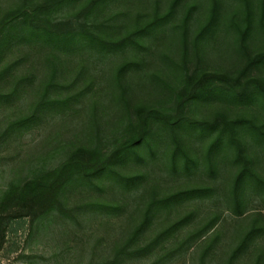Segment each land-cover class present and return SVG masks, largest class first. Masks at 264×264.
Returning <instances> with one entry per match:
<instances>
[{
  "label": "rangeland",
  "instance_id": "rangeland-1",
  "mask_svg": "<svg viewBox=\"0 0 264 264\" xmlns=\"http://www.w3.org/2000/svg\"><path fill=\"white\" fill-rule=\"evenodd\" d=\"M12 1L0 0V5L7 8ZM170 2L119 0L105 13L106 16L123 14L113 22L123 36L153 12L164 13ZM249 3L252 27L246 38L247 51L256 54L264 51V0H249ZM215 5L219 20L214 30L203 38L198 59L193 50L195 33ZM189 9L193 10L187 35L189 71L182 72L180 68L185 66V59L180 26ZM246 13L244 0H183L169 25L133 49L102 55L90 49L56 53L39 43L14 47L6 60L11 63L22 59L15 78L30 74L34 81L24 89L19 100L0 107V134L12 122L30 114L31 106L42 95L45 80L50 78L51 62H55L59 72L56 85L47 97L67 103L42 113L34 124L11 135L1 145L0 196L11 181L29 177L37 170L56 167L73 147L100 141L102 148L110 151L116 142L127 137L129 118L134 120L137 108L154 107L163 114L174 113L172 96L182 87L184 73L200 68L236 76L245 63L244 50L239 46V28L244 27ZM128 62L138 66L125 73L122 89L117 87L114 77L118 68ZM247 75L264 82V62L249 69ZM244 103L219 100V96L196 99L187 106L185 115L201 122L213 121L218 114H225L229 119L247 118L264 126V104ZM152 131L148 146L143 143L137 148L139 157L118 166L124 176H142L139 185L125 186L106 175L90 185L75 187L66 196L64 212H55L35 225L29 220L18 221L6 231L1 241L0 264L105 261L141 222L151 195L161 197L189 188H208L212 193L161 210L143 233L141 242H149L187 213H192L193 217L154 253L127 264H154L158 254H162V247L169 248L188 234L199 231L215 216L216 224L202 239L193 241L187 250L159 264H200V255L211 243L214 244L207 251V264H229L235 249L249 235L247 244L230 264H264V143L258 142L253 134H244L246 156L256 178H250L249 185L245 184L240 193L242 215L238 216L232 194L238 166L233 163L232 151L224 149L213 155L214 172H211L206 153L213 136L186 126L178 128L175 135L189 158H197V161L186 170L183 168L185 160L178 154L177 170H174L171 154L175 145L171 132L163 129L159 122L154 123Z\"/></svg>",
  "mask_w": 264,
  "mask_h": 264
},
{
  "label": "trees",
  "instance_id": "trees-1",
  "mask_svg": "<svg viewBox=\"0 0 264 264\" xmlns=\"http://www.w3.org/2000/svg\"><path fill=\"white\" fill-rule=\"evenodd\" d=\"M119 0H13L7 8L0 5V107L15 103L22 97L24 89L34 81V76H16V69L22 64V59L8 62L6 56L14 47L24 44H42L56 53H72L90 49L102 55L114 54L127 49L140 46L142 40L153 35L161 28L169 25L177 16L180 3L183 0H171L167 10L159 14L153 12L146 21L137 22L130 31L122 34L114 28L113 22L123 17V14L106 16L108 7ZM247 13L243 20V28H239V46L244 50L245 63L242 70L234 77L226 73H211L200 68L193 72L183 74L182 87L173 94L175 107L174 113L163 114L160 109L137 108L134 120L130 117L126 127L127 137L106 151L100 141L89 145L73 147L64 156V159L50 169L37 170L24 179L11 181L0 196V249L1 241L6 231L18 221L29 220L32 225L39 224L55 212H64L67 194L80 185H90L99 181L104 176L116 178L125 186L139 185L143 177L124 176L118 171V166L123 165L130 158L139 157L137 148L143 143L149 144L154 123L159 122L172 134L175 148L171 154L174 170H177V155L184 158L183 168L191 169V164L196 165L197 158L191 159L183 148L181 140L175 135V129L189 127L198 130L201 134L213 136L210 142L206 159L210 171H213V155L220 150L233 152V163L238 166V171L233 179L232 194L235 213L240 216V193L250 178H256L251 168V161L246 156L244 134L249 133L257 137L258 142L264 143V126L256 124L247 118L229 119L225 114H218L213 121H192L186 117L187 106L196 99L216 98L231 100L237 103L261 102L264 104V82L248 76V71L253 66L264 62V51L249 54L246 38L252 27V18L249 0H244ZM66 11V13H65ZM192 9L187 10L181 19L184 64L182 72L187 68L188 30L191 25ZM219 20L218 7L215 5L208 18L196 30L193 40L194 56L201 53V42L206 35L211 33ZM145 41V40H144ZM57 60V56H54ZM199 59V58H198ZM138 64L133 62L121 65L115 74L117 87L123 88L125 73L135 69ZM58 66L51 62L50 78L45 80L42 95L31 106V112L24 115L10 125L0 134V147L13 134L34 124L42 113L60 108L67 101L49 99L50 89L56 85ZM244 103V104H245ZM160 129V128H159ZM170 134V135H171ZM195 161V162H194ZM246 182V183H245ZM246 184V185H245ZM263 188H264V184ZM212 193L208 188H189L177 191L166 196L151 195L142 213L141 222L133 229L129 238L121 246L115 248L112 257L100 263L90 264H127L128 262L145 258L154 253L157 247L163 245L178 230L191 222L192 213H187L170 226L162 229L149 242H141L143 233L151 221L163 209L171 208L182 201L201 198ZM94 207V206H92ZM96 207V206H95ZM102 207V206H100ZM217 221L215 216L199 231L188 234L178 243L169 248H161V253L154 264H159L167 259L180 254L191 247L192 242L202 239ZM250 235L244 237L242 242L233 252L229 264L247 244ZM195 243V242H194ZM214 243L209 244L200 255V264H207L209 249Z\"/></svg>",
  "mask_w": 264,
  "mask_h": 264
}]
</instances>
